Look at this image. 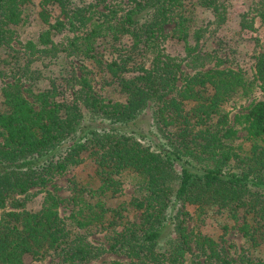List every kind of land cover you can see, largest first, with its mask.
Wrapping results in <instances>:
<instances>
[{"label": "trees", "instance_id": "1", "mask_svg": "<svg viewBox=\"0 0 264 264\" xmlns=\"http://www.w3.org/2000/svg\"><path fill=\"white\" fill-rule=\"evenodd\" d=\"M30 1L0 0V47L8 45L11 27L20 22L21 7ZM107 1L96 0L94 6L104 3L105 9L96 11L92 4L70 8V0H42L39 15L48 30L38 40L45 50L38 52L55 55L60 49L96 61L99 38H129L131 51L150 53L151 60L149 67L141 64L135 76L121 80L123 103L101 98L84 65L79 66L78 76L72 72L78 90L70 103L56 99L55 87L34 93L16 80L0 87L6 106L0 112V264H25L26 256L40 259L47 254L56 264H89L101 252L120 254L125 261L100 264H264L244 252L230 254L222 237L216 241L189 230L191 217L185 211L188 204L197 207L198 218L213 209L226 212L231 227L253 246L258 244L259 231L264 229V101L251 102L246 113L236 114L232 121L221 105L238 92L246 96L254 83L264 93V46L254 56L253 80H249L240 69L222 66V58L201 54L195 50L197 44L190 45L189 0H113L112 7ZM50 2L64 16L53 24L46 10ZM196 2L210 11L216 26L226 21L223 0ZM258 13L264 18V7ZM168 25H172L170 32H166ZM62 29L74 36L67 44L57 45L51 32ZM192 32L198 43L201 30ZM168 37L184 43L194 68L215 62L207 70L183 74L176 58L162 49ZM24 48L30 54L37 51L31 41ZM122 65L112 61L106 68L116 75ZM207 86L210 93L204 96ZM187 101L194 105L184 110ZM79 103L91 117L85 119ZM149 107L153 108L152 130L126 131ZM169 125L175 126L173 138L163 130ZM241 130L249 143L246 150L236 144ZM161 138L164 143L157 142ZM86 151L101 185L89 191L97 196L92 203L73 190L69 201L78 205L69 216L72 228L61 217V200L52 192H46L39 211L25 210L31 189L44 187L82 163ZM127 170L136 174L141 191L129 203L132 219L122 215L123 206L106 208L101 199L106 193L121 192L118 177ZM175 203L179 207L167 215ZM7 206L11 209L6 210ZM89 227L104 233L105 244L91 247L84 241Z\"/></svg>", "mask_w": 264, "mask_h": 264}, {"label": "rangeland", "instance_id": "2", "mask_svg": "<svg viewBox=\"0 0 264 264\" xmlns=\"http://www.w3.org/2000/svg\"><path fill=\"white\" fill-rule=\"evenodd\" d=\"M95 1L70 0L69 7H87L89 4H92L93 10L105 11L103 8L104 3L94 6ZM223 1L227 6V15L226 21L220 26H216L210 11L198 5L196 0H189L187 2L188 25L191 33L190 45L195 46L197 44L196 51H200L201 54H211V56L222 58L225 61L222 66L240 69L247 79L253 80L254 56L264 46V18H261L258 13L259 9L264 7V0ZM41 2L42 0H31L21 7V20L17 25L11 27V40L8 42V45L0 47V87L14 80L19 81L23 89H30L34 93L50 90L52 87H55L57 90L55 94L56 99L70 103L74 98L76 90H78V86L74 85L75 81L72 79V72L75 73L74 76H78L80 73L79 66L84 65L91 72L89 75L92 78L91 85L101 98L114 103H123L126 95L120 88L119 84L121 80L135 76L141 64L149 67L151 54L140 55L139 52H132L130 49L131 40L129 38L122 37L119 40H115L111 36L102 37L96 41L94 50L96 61L94 59H85L82 56L78 57L79 55H68L60 51V49L55 55L49 51L38 52V50H45V46L40 45L38 40L40 35L48 30V24H45L39 15L42 9ZM114 3L113 0L106 2L108 5ZM46 10L50 24H53L57 18L64 19L56 3L50 2L46 6ZM171 29L172 25H168L166 32H170ZM197 29L201 30V35H198V43L195 42L192 32ZM73 36V32H68L66 29L57 32L52 30L51 32V39L57 45L67 44V41ZM29 41L36 44L37 48V51L32 52V54L28 53L24 48L26 42ZM161 46L165 54L176 58L177 62L181 64V72L183 74L191 75L195 71L207 70L215 62L209 59L210 63L206 61L204 66L194 68L195 63L186 58L184 43L176 38L168 37L161 43ZM112 61L120 65L123 64L122 69L116 75L110 73L106 68L107 63ZM177 85L180 86L181 81ZM257 85L258 83H254L251 87L252 89L246 92V96H242L241 92H238L232 99L227 100L221 105V108L228 113L231 121L236 114L246 113V109L251 102L264 101V93ZM208 93H210L209 86H207V91H204V96ZM173 95L174 93H171L170 96ZM193 105V102H185L184 110H189ZM79 107L84 112L85 119L91 117L85 113L89 112V110L81 103H79ZM5 110L6 106L0 95V112H4ZM152 111L153 108L149 107L142 119L137 121L135 125L126 128V131L130 132L134 130V132H137V129H139L145 133L148 129L152 130ZM215 121L216 117H212L211 122L215 123ZM163 130L164 133L173 138V133H175L174 125L166 126ZM244 136L245 131L241 130L238 132L239 139L236 140V144H241L244 150H246L249 148V143L243 140ZM142 142L146 143V140ZM157 142L164 143L165 140L161 138L157 139ZM88 155L89 151L83 152L81 157L84 161L82 163L69 167L62 175L56 176L44 187L31 189L25 202V210L30 212L39 211L46 192H52L61 200L59 208L61 217L72 228V218L69 216L71 210H77L76 206L78 205L69 201L73 196V190L76 189L83 200L92 203L95 202L97 196H92V192L89 191H96L101 185L96 165ZM118 180L121 183V192L114 196L106 193L101 199L104 201L106 208L115 209L123 206L122 215L132 219L131 217L134 216V212L129 203L133 198L141 194V191L136 186L138 177L127 170L122 172ZM178 207L179 204L175 203L168 209L167 215L174 214ZM10 209V206H7L6 210ZM214 210L198 218L201 215L198 214L197 207L187 204L185 211L191 217L187 221V228L216 241H219L222 237L224 246L229 247L230 254L236 253L235 255H238L244 252L253 258L264 260V229H260L258 244L253 246L250 241L242 238L231 227L233 222L226 212L216 213ZM223 226L227 227L226 231H223ZM83 231L79 232L83 234ZM170 233L171 229L165 231L161 240H165ZM103 235V232H95V229L89 227V232L83 236L84 241L90 243L91 247H97L99 244H105ZM116 260L125 261V258L117 253L101 252L89 264H100L103 261L111 262ZM24 261L25 264L57 263L55 258L50 254L40 259H32L30 256H26Z\"/></svg>", "mask_w": 264, "mask_h": 264}]
</instances>
